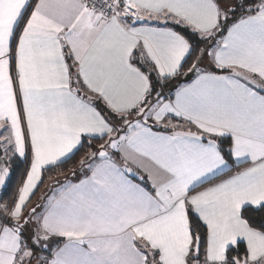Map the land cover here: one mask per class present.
<instances>
[{
	"label": "snow or ice",
	"instance_id": "6c2138e0",
	"mask_svg": "<svg viewBox=\"0 0 264 264\" xmlns=\"http://www.w3.org/2000/svg\"><path fill=\"white\" fill-rule=\"evenodd\" d=\"M14 164L0 264H264V0H0Z\"/></svg>",
	"mask_w": 264,
	"mask_h": 264
},
{
	"label": "trees",
	"instance_id": "16d2710c",
	"mask_svg": "<svg viewBox=\"0 0 264 264\" xmlns=\"http://www.w3.org/2000/svg\"><path fill=\"white\" fill-rule=\"evenodd\" d=\"M171 85L172 84H170L169 86ZM85 151H81L79 155H77L73 161H70L68 164H66L64 166L63 173H61L60 170H53L52 172L45 173L44 183L41 187H39L38 191L35 193V196L33 197V204H35L37 201H40L41 196L43 194H45L46 192H49L50 187L48 189H46V187H48L47 185L50 183V181L54 182L52 180L60 176L65 177L67 175L70 177L71 170L74 168H78V161L84 156ZM13 169H14V175L11 178V183L6 185L1 202L11 201V199L15 197L16 195L15 192L24 178L23 176L24 167L23 166L17 169L16 165L14 164Z\"/></svg>",
	"mask_w": 264,
	"mask_h": 264
},
{
	"label": "crops",
	"instance_id": "0c3cea01",
	"mask_svg": "<svg viewBox=\"0 0 264 264\" xmlns=\"http://www.w3.org/2000/svg\"><path fill=\"white\" fill-rule=\"evenodd\" d=\"M174 95V93H172ZM71 178V177H70ZM55 180H60V181H63L64 180V176H60V177H57L55 179H53L52 181H55ZM21 185V184H20ZM20 185L18 186V188L20 187ZM48 187H46V189H48L49 187L51 188L53 186V182L50 181V183L47 185ZM17 188V189H18ZM17 192V190H16ZM15 192V193H16Z\"/></svg>",
	"mask_w": 264,
	"mask_h": 264
},
{
	"label": "water",
	"instance_id": "95a60500",
	"mask_svg": "<svg viewBox=\"0 0 264 264\" xmlns=\"http://www.w3.org/2000/svg\"><path fill=\"white\" fill-rule=\"evenodd\" d=\"M173 87H175L174 84H172L171 86H169V88H173ZM4 191H5V188H0V202H1V199H2V196H3Z\"/></svg>",
	"mask_w": 264,
	"mask_h": 264
}]
</instances>
